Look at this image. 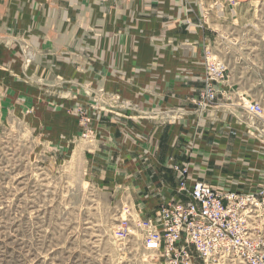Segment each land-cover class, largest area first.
<instances>
[{"label":"crops","instance_id":"obj_1","mask_svg":"<svg viewBox=\"0 0 264 264\" xmlns=\"http://www.w3.org/2000/svg\"><path fill=\"white\" fill-rule=\"evenodd\" d=\"M219 4L211 0L205 17L208 0H0V76L19 79L28 99L43 96L40 110L75 103V82H85L99 136L87 143L90 164L139 219L178 196L173 162L187 164L189 185L259 192L264 115L240 104L264 108V77L231 72L219 106L201 112L196 106L205 49L222 37ZM235 4H228L233 13ZM254 51L253 64H261V50Z\"/></svg>","mask_w":264,"mask_h":264},{"label":"rangeland","instance_id":"obj_2","mask_svg":"<svg viewBox=\"0 0 264 264\" xmlns=\"http://www.w3.org/2000/svg\"><path fill=\"white\" fill-rule=\"evenodd\" d=\"M219 1L222 37L205 52L223 61L230 77H264V0ZM254 47L261 64H253ZM16 80L0 76V264H167L161 248L146 243L128 198L104 186L90 164L87 143L99 136L94 127L87 139L85 82H75V103L60 100L40 110L43 96L28 99ZM250 225L264 238V210ZM118 231L124 240L116 239Z\"/></svg>","mask_w":264,"mask_h":264},{"label":"built area","instance_id":"obj_3","mask_svg":"<svg viewBox=\"0 0 264 264\" xmlns=\"http://www.w3.org/2000/svg\"><path fill=\"white\" fill-rule=\"evenodd\" d=\"M203 87L196 99L199 112L215 108L229 93L228 66L206 50ZM243 109L264 115L258 102L242 101ZM128 105L125 104V108ZM89 115V116H88ZM93 118L87 110V139ZM94 136V135H93ZM178 179L177 195L164 201L157 214L140 218L146 243L159 247L167 264H264V238L253 231L250 220L264 210V187L259 192L222 194L205 182L189 185L187 164L173 162ZM118 231L116 239L124 240Z\"/></svg>","mask_w":264,"mask_h":264}]
</instances>
